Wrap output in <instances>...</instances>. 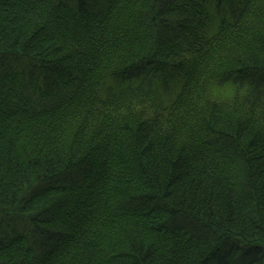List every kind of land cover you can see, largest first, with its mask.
Masks as SVG:
<instances>
[{
    "label": "trees",
    "instance_id": "16d2710c",
    "mask_svg": "<svg viewBox=\"0 0 264 264\" xmlns=\"http://www.w3.org/2000/svg\"><path fill=\"white\" fill-rule=\"evenodd\" d=\"M0 264H264V0H0Z\"/></svg>",
    "mask_w": 264,
    "mask_h": 264
},
{
    "label": "rangeland",
    "instance_id": "374dc122",
    "mask_svg": "<svg viewBox=\"0 0 264 264\" xmlns=\"http://www.w3.org/2000/svg\"><path fill=\"white\" fill-rule=\"evenodd\" d=\"M231 88H232V86H230V84H228V85L224 86L223 88H221L219 90L220 91V94H222V97L221 98H230L233 95V94L230 95V93L232 92ZM224 95H230V96H224Z\"/></svg>",
    "mask_w": 264,
    "mask_h": 264
}]
</instances>
